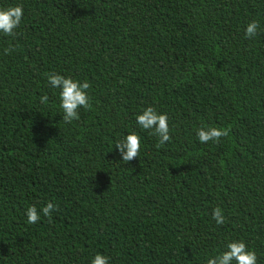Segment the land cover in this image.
I'll return each mask as SVG.
<instances>
[{
    "label": "trees",
    "instance_id": "obj_1",
    "mask_svg": "<svg viewBox=\"0 0 264 264\" xmlns=\"http://www.w3.org/2000/svg\"><path fill=\"white\" fill-rule=\"evenodd\" d=\"M15 5L20 26L0 33V264H205L232 240L264 264V0H0ZM49 74L87 80L91 109L66 123ZM148 106L168 116L159 147L136 123ZM209 126L230 131L200 143ZM130 132L140 155L124 163L114 143ZM47 202L51 218L27 223Z\"/></svg>",
    "mask_w": 264,
    "mask_h": 264
},
{
    "label": "clouds",
    "instance_id": "obj_2",
    "mask_svg": "<svg viewBox=\"0 0 264 264\" xmlns=\"http://www.w3.org/2000/svg\"><path fill=\"white\" fill-rule=\"evenodd\" d=\"M23 18V8L21 5L0 8V33L6 36H14ZM259 23L256 20L250 21L245 29L246 38H254L257 35ZM11 48L5 49L10 53ZM48 83L56 89H59V107L63 111L62 119L66 123H72L79 119V109L90 110L92 105L87 90L90 84L87 80L80 82L71 77H65L60 74H49ZM48 97L42 96L41 102H46ZM137 125L143 130H150L158 137V147L171 140L168 116L164 113H158L152 106H148L138 113L135 117ZM229 129L218 128L215 126L200 127L196 131L197 139L200 143L209 141L217 143L221 137H227ZM116 150L120 153L121 161L129 163L139 157L141 140L137 133L130 132L125 137L117 140ZM57 206L52 202H47L39 211L35 206H30L26 210L27 223L35 224L43 216L51 218L53 211ZM212 219L217 225L225 222V216L222 209L217 206L212 211ZM91 264H108V257L97 253L91 260ZM205 264H257L256 253L247 248L242 240H232L226 244V248L221 253L208 258Z\"/></svg>",
    "mask_w": 264,
    "mask_h": 264
}]
</instances>
